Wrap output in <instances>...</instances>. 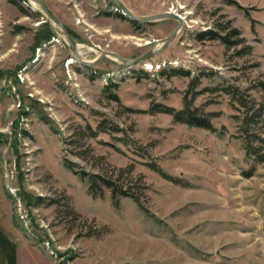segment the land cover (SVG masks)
<instances>
[{
	"label": "rangeland",
	"instance_id": "1",
	"mask_svg": "<svg viewBox=\"0 0 264 264\" xmlns=\"http://www.w3.org/2000/svg\"><path fill=\"white\" fill-rule=\"evenodd\" d=\"M43 1L75 32L79 57L99 62L74 59L60 26L38 4L22 0L24 11L0 0V88L6 95L0 172L16 264H264V161L246 154L239 103L215 90L238 85L249 98L264 101V0H236L241 6L225 0H122L140 16L170 11L183 19L171 43L133 66L102 53L135 59L158 49L176 19L135 25L115 11L113 0ZM44 22L55 35L35 47ZM221 25L226 32L238 28L234 38L244 37L251 53L240 56L241 46L198 39ZM171 68L191 76L161 74ZM200 73L197 89L210 90L198 95L195 106L221 113L213 118L218 131L148 111L153 102L182 108L184 92ZM112 83L118 87L107 90ZM102 121L116 130L82 136L83 128L96 130ZM75 134L77 146L68 142ZM65 157L78 168L106 174L133 165L123 178L137 182L142 175L145 209L130 197H122L117 208L110 190L93 197L87 180L65 166ZM150 162L185 184L167 179ZM25 193L56 202L29 204Z\"/></svg>",
	"mask_w": 264,
	"mask_h": 264
},
{
	"label": "trees",
	"instance_id": "2",
	"mask_svg": "<svg viewBox=\"0 0 264 264\" xmlns=\"http://www.w3.org/2000/svg\"><path fill=\"white\" fill-rule=\"evenodd\" d=\"M9 2L20 6L21 10L25 9L21 6L22 0H8ZM230 4H237L241 6L236 0H225ZM244 8V7H243ZM123 16V15H121ZM135 25H141L139 22L133 21ZM151 23V22H149ZM42 29L36 35L37 44L35 47L40 46L43 41H49L55 35V31L52 28L51 24L48 22H44L42 25ZM221 29L212 28L207 31H204L199 34L198 39H219L224 44H226L229 48L241 46L240 49L237 50V55H243L244 53H251L252 46L246 45V39L240 36L241 31L238 28L231 29L230 32H226L227 27L221 25ZM70 33L75 36V32L69 28ZM5 74L4 71H0V76ZM161 74H166L168 76L181 75V76H191V71L183 69V68H171V69H162ZM204 73H200L192 77L190 86L184 92V105L182 108H176L171 105H167L162 102H153L148 109L151 113L156 112H164L171 114L173 116V120L179 123H185L190 126L202 127L211 131H218L219 129L214 125L213 118L219 116L221 113L218 111H205L202 107L195 106V100L199 94L204 92L205 90H210L209 88H205L203 90H199L198 85L200 82V77ZM259 85L264 90V81H259ZM118 87L117 83H112L107 86V90L110 88ZM220 89L215 90H223L231 97L239 103L240 108L243 109L242 116L240 118V136H242L244 140V148L246 154L248 156H254L255 162H263L264 161V101L256 102L254 98H249L247 90H243L238 85H230L226 87H219ZM222 88V89H221ZM214 90V89H213ZM112 98L114 100H119V97L116 93H111ZM116 130L113 125H107L105 122H100L98 128L92 129L89 125L86 128H83V135L86 136H97L99 132H105L108 130ZM225 130L221 129L220 133H224ZM75 135H71L69 139L70 144H79V138ZM8 141V139H5ZM4 141L3 133H0V143ZM18 150V149H17ZM65 166L70 169L74 174L79 176L83 180H87L88 182V191L93 197H104L106 190H110L112 200L114 205L119 208L120 207V199L122 197H130L134 199L143 209L145 207L142 203V195L144 194V190L148 188V185L143 181L142 175L137 178V182H133V178H130L126 181L128 177H124L123 175L127 172L129 175L134 171L133 165H130L125 168H120V174L115 173H100V172H90L85 169L78 168L79 165L72 159L68 157L64 158ZM149 166L159 172L161 175L166 177L167 179L174 181L175 183H183V181L179 178H176L168 173H166L161 166L156 162H150ZM247 176L253 174V170H248L245 173ZM123 178V179H122ZM185 184V183H183ZM11 195L10 193H8ZM23 199H26L29 204L39 205L43 204H51L55 203L56 200L52 198H45L43 196H31L26 195L23 196ZM73 212V211H72Z\"/></svg>",
	"mask_w": 264,
	"mask_h": 264
},
{
	"label": "water",
	"instance_id": "3",
	"mask_svg": "<svg viewBox=\"0 0 264 264\" xmlns=\"http://www.w3.org/2000/svg\"><path fill=\"white\" fill-rule=\"evenodd\" d=\"M31 2H34L36 4H38L39 6L42 7V9L47 13L48 17L57 25L60 26L61 31L63 32V34L66 36V38L68 39V41L71 44L72 47V56L74 57V59H77L78 61H80L81 63L85 64V65H95L97 64L99 61L95 60V61H87L84 60L82 58L79 57V53H78V44L75 41V39L73 38L72 34L70 33L69 29L67 28V26L61 21V19H59L50 9L49 7L46 5V3L43 0H30ZM114 3L118 6V8L121 10V12L128 16L130 19L136 20L138 22L141 23H148V22H153L159 19H163V18H173L176 19L178 21V25L176 26V28L165 38V41L163 43V45L161 47H159L158 49L152 48L150 49L148 52H146L144 55L135 58V59H129V58H125L122 55H120L117 52L114 51H104L102 53L103 55L109 54L111 56H114L115 58L121 60L122 62H124L127 65L133 66L136 64H139L143 61H145L146 59H148L150 56L159 53L160 51H162L169 43H171L174 38L177 36V34L179 33V31L181 30V27L183 25V19L182 17L175 12H170V11H166V12H162V13H157V14H152V15H144V16H140L137 15L136 13H134L128 6L127 4L122 1V0H113ZM101 56V57H102ZM99 60V59H98Z\"/></svg>",
	"mask_w": 264,
	"mask_h": 264
},
{
	"label": "crops",
	"instance_id": "4",
	"mask_svg": "<svg viewBox=\"0 0 264 264\" xmlns=\"http://www.w3.org/2000/svg\"><path fill=\"white\" fill-rule=\"evenodd\" d=\"M5 96L0 88V129L4 124ZM9 217L8 201L0 172V264H16L17 253H15L14 231Z\"/></svg>",
	"mask_w": 264,
	"mask_h": 264
},
{
	"label": "built area",
	"instance_id": "5",
	"mask_svg": "<svg viewBox=\"0 0 264 264\" xmlns=\"http://www.w3.org/2000/svg\"><path fill=\"white\" fill-rule=\"evenodd\" d=\"M114 9H115V11H118L119 10V8L117 7V6H115L114 7ZM2 25V23H1V19H0V26ZM1 29V28H0ZM1 31V30H0ZM158 67L159 68H161V65H158ZM111 76V75H110Z\"/></svg>",
	"mask_w": 264,
	"mask_h": 264
},
{
	"label": "bare ground",
	"instance_id": "6",
	"mask_svg": "<svg viewBox=\"0 0 264 264\" xmlns=\"http://www.w3.org/2000/svg\"><path fill=\"white\" fill-rule=\"evenodd\" d=\"M34 4V6H36L35 4L36 3H33ZM174 10V9H173ZM74 60L73 59H71L70 61H69V63H72Z\"/></svg>",
	"mask_w": 264,
	"mask_h": 264
},
{
	"label": "flooded vegetation",
	"instance_id": "7",
	"mask_svg": "<svg viewBox=\"0 0 264 264\" xmlns=\"http://www.w3.org/2000/svg\"><path fill=\"white\" fill-rule=\"evenodd\" d=\"M118 7V6H117ZM122 13V12H121Z\"/></svg>",
	"mask_w": 264,
	"mask_h": 264
}]
</instances>
